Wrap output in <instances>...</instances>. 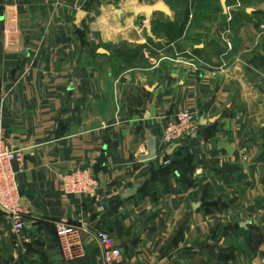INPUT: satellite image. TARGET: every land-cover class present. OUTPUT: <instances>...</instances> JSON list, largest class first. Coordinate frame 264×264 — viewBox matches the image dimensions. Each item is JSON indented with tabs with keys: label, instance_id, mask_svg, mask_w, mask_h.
<instances>
[{
	"label": "crops",
	"instance_id": "crops-1",
	"mask_svg": "<svg viewBox=\"0 0 264 264\" xmlns=\"http://www.w3.org/2000/svg\"><path fill=\"white\" fill-rule=\"evenodd\" d=\"M240 1L0 0V125L24 153L25 225L16 236L0 211V264H103L98 230L121 264H264V0ZM180 109L198 126L171 151L159 138ZM78 168L94 195L63 193ZM60 218L84 229L82 259L62 260Z\"/></svg>",
	"mask_w": 264,
	"mask_h": 264
},
{
	"label": "built area",
	"instance_id": "built-area-1",
	"mask_svg": "<svg viewBox=\"0 0 264 264\" xmlns=\"http://www.w3.org/2000/svg\"><path fill=\"white\" fill-rule=\"evenodd\" d=\"M89 0H83L84 4ZM228 49L230 44L226 43ZM194 113L180 109L163 121L160 145L162 148L174 146L188 139L197 130ZM24 153L21 149L10 146L4 128L0 125V211L5 213L11 224V231L21 237L25 229L21 216L17 177L22 172ZM13 164L17 165L14 170ZM62 191L68 196L89 197L100 187L99 181L90 175L87 169H73L60 175ZM83 228L60 218L55 224V238L59 253L64 262L80 260L85 255L82 234ZM100 246L103 264H121L122 251L114 245L110 234L103 230L95 233ZM264 263V261H263Z\"/></svg>",
	"mask_w": 264,
	"mask_h": 264
},
{
	"label": "water",
	"instance_id": "water-1",
	"mask_svg": "<svg viewBox=\"0 0 264 264\" xmlns=\"http://www.w3.org/2000/svg\"><path fill=\"white\" fill-rule=\"evenodd\" d=\"M220 1V4H221V7L223 9V11L225 13H227V6H226V0H219ZM156 9L158 11H165L166 8L163 4H158L156 6ZM77 20H79L80 18H82L84 16V13L83 12H78L77 13ZM149 155L147 157V159H151L154 157V140H150L149 142ZM178 145H174L171 149V151H173ZM138 190H139V184H133L130 188H128L121 196L122 200L126 201V200H129L133 197H135L138 193Z\"/></svg>",
	"mask_w": 264,
	"mask_h": 264
},
{
	"label": "rangeland",
	"instance_id": "rangeland-1",
	"mask_svg": "<svg viewBox=\"0 0 264 264\" xmlns=\"http://www.w3.org/2000/svg\"><path fill=\"white\" fill-rule=\"evenodd\" d=\"M209 4L211 5L210 2H209ZM248 4H249V6H250L251 3H248ZM210 5L207 6L206 4H203V9H207L206 12L209 11V8H210L209 6H210ZM235 6H236V9H237V10H238V9H239V10H244V9L246 8V6H248V5L242 3L240 0H235ZM217 8H218V7H217ZM211 9H212V7H211ZM227 18H228V19H227ZM227 18H226V21H225V23H226V25H225L226 27H225V28H228V27L230 26V23L232 22V21H231V18H229V17H227Z\"/></svg>",
	"mask_w": 264,
	"mask_h": 264
},
{
	"label": "trees",
	"instance_id": "trees-1",
	"mask_svg": "<svg viewBox=\"0 0 264 264\" xmlns=\"http://www.w3.org/2000/svg\"><path fill=\"white\" fill-rule=\"evenodd\" d=\"M179 143H181V142H179ZM171 164H173V163H171Z\"/></svg>",
	"mask_w": 264,
	"mask_h": 264
}]
</instances>
